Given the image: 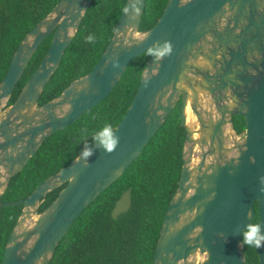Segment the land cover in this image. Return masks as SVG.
<instances>
[{
  "label": "water",
  "instance_id": "1",
  "mask_svg": "<svg viewBox=\"0 0 264 264\" xmlns=\"http://www.w3.org/2000/svg\"><path fill=\"white\" fill-rule=\"evenodd\" d=\"M93 1L60 0L22 40L0 83V207L23 204L3 264H51L74 222L141 155L180 101L184 164L154 264H246L241 233L254 222L256 203L264 226V0H169L157 24L145 31L146 0H127L96 66L40 105ZM51 34L41 64L9 105ZM152 48L135 99L114 128L115 150L95 144L90 157L81 152L25 199L1 201L44 141L105 100L131 63ZM235 115L246 119L242 134ZM58 188V197L40 211ZM132 203L129 188L113 217L128 212ZM258 252L264 264V247Z\"/></svg>",
  "mask_w": 264,
  "mask_h": 264
},
{
  "label": "trees",
  "instance_id": "2",
  "mask_svg": "<svg viewBox=\"0 0 264 264\" xmlns=\"http://www.w3.org/2000/svg\"><path fill=\"white\" fill-rule=\"evenodd\" d=\"M60 0H0V83L13 55L25 36ZM169 0H146L141 30L154 27ZM127 0H94L79 31L64 53L59 68L46 86L39 104L57 97L75 79L89 73L99 62L114 36ZM96 37L93 43L87 36ZM53 34L36 51L9 105L41 64L49 50ZM153 48L138 56L109 96L87 111L78 121L48 137L26 168L14 176L1 201H19L28 197L45 179L74 160L85 147L96 144L95 132L109 123L115 128L132 105ZM182 101L141 155L125 173L103 191L74 222L64 236L51 264H154L160 231L168 206L175 195L184 164L186 129L181 123ZM238 134L246 130V119L234 116ZM129 188L133 203L128 212L113 217L117 201ZM62 188L52 191L40 211L49 206ZM253 223H260L256 203ZM23 210V204L0 207V264L6 245ZM246 264H260L258 249L244 246Z\"/></svg>",
  "mask_w": 264,
  "mask_h": 264
},
{
  "label": "clouds",
  "instance_id": "3",
  "mask_svg": "<svg viewBox=\"0 0 264 264\" xmlns=\"http://www.w3.org/2000/svg\"><path fill=\"white\" fill-rule=\"evenodd\" d=\"M127 11V7L122 9ZM96 37L93 35L87 36V41L93 43ZM97 145L102 146L105 151L111 153L115 150L119 143V137L116 135V130L112 127L111 124L105 123L101 129L95 132L93 137ZM93 154V150L90 147H85L82 151V156L86 159ZM261 223H252L250 222L242 230V239L240 241V246H248L250 248L259 249L264 247V231H262Z\"/></svg>",
  "mask_w": 264,
  "mask_h": 264
},
{
  "label": "bare ground",
  "instance_id": "4",
  "mask_svg": "<svg viewBox=\"0 0 264 264\" xmlns=\"http://www.w3.org/2000/svg\"><path fill=\"white\" fill-rule=\"evenodd\" d=\"M189 120L190 121H194L195 120V116L192 113V110L189 108Z\"/></svg>",
  "mask_w": 264,
  "mask_h": 264
}]
</instances>
